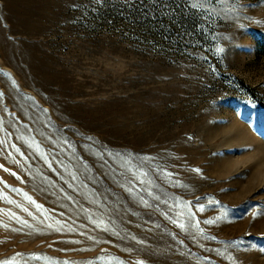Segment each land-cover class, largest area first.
Returning a JSON list of instances; mask_svg holds the SVG:
<instances>
[{
    "label": "rangeland",
    "instance_id": "1",
    "mask_svg": "<svg viewBox=\"0 0 264 264\" xmlns=\"http://www.w3.org/2000/svg\"><path fill=\"white\" fill-rule=\"evenodd\" d=\"M0 94V264H264V0H0Z\"/></svg>",
    "mask_w": 264,
    "mask_h": 264
},
{
    "label": "snow or ice",
    "instance_id": "2",
    "mask_svg": "<svg viewBox=\"0 0 264 264\" xmlns=\"http://www.w3.org/2000/svg\"><path fill=\"white\" fill-rule=\"evenodd\" d=\"M219 51V50H218ZM0 95H2V94H0ZM0 127H2V122H0ZM8 135H10V133L8 134ZM13 148H15V146H13ZM16 151H19L18 149H16ZM9 155H11V153H9ZM21 155H23L22 153H21ZM0 167H2V165H0ZM198 171V170H197ZM13 175H15V173H13ZM13 191H15V189H13ZM157 199H159L158 197H157ZM141 202L142 203H144L145 205H147L148 204V201L147 200H144L143 199V197H141ZM204 209H203V206L201 205L199 208H198V211H203ZM14 215V214H13ZM192 217H190V219H191ZM174 223H176L177 221H173ZM197 223H199V222H197ZM205 223H212V221H205ZM178 226L179 227H181V228H183V224H178ZM133 239H134V237H133Z\"/></svg>",
    "mask_w": 264,
    "mask_h": 264
}]
</instances>
